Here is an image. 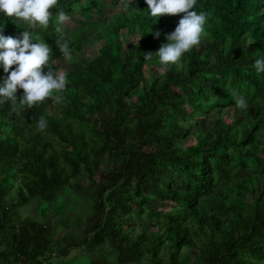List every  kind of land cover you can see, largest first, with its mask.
Instances as JSON below:
<instances>
[{
    "label": "trees",
    "instance_id": "trees-1",
    "mask_svg": "<svg viewBox=\"0 0 264 264\" xmlns=\"http://www.w3.org/2000/svg\"><path fill=\"white\" fill-rule=\"evenodd\" d=\"M115 2L58 0L35 30L0 13L4 36L32 31L67 79L58 101L0 105V264H264V72L252 66L264 59V0H197L205 35L168 71L144 54L184 14ZM60 11L70 61L56 45ZM7 75L0 65V86ZM60 194L75 197L83 222L63 245L66 232L48 222L49 210L64 216L51 207ZM28 203L31 219L20 212Z\"/></svg>",
    "mask_w": 264,
    "mask_h": 264
},
{
    "label": "clouds",
    "instance_id": "clouds-1",
    "mask_svg": "<svg viewBox=\"0 0 264 264\" xmlns=\"http://www.w3.org/2000/svg\"><path fill=\"white\" fill-rule=\"evenodd\" d=\"M196 2L197 0H145L151 17L174 16L180 13L184 15L179 19L174 31L164 34L166 43L161 44L155 53H145L144 60H151L155 54L164 71H168L170 66H175L178 70L185 67L180 63L182 55L199 45L202 36L205 35L206 13L198 14L193 10ZM57 3L58 0H0V13L27 22L31 30L38 26L48 28L50 18L53 16L49 9L55 8ZM121 5L122 11H128L131 2L121 0ZM54 15L55 31L61 36V39L56 40V45L65 61H70L69 43L67 40L61 42L65 22L69 17L63 11ZM3 30V27H0V65L8 75L0 86V105L11 102L13 105L19 103L31 107L49 97L60 100L61 97L59 95L53 97V93L65 90L66 73L64 71L57 73L52 67H48L50 47L45 42H36L32 31L24 30L19 37H6L2 34ZM148 32L156 39L161 36L159 30L152 32L149 29ZM250 44L252 42L247 43L246 47ZM13 65L16 67L9 72ZM252 66L257 73L264 72V59H255ZM18 88L23 90L19 97ZM232 96L237 109H248V101L243 95H238L233 90ZM47 127V120L41 116L36 123V130L44 132Z\"/></svg>",
    "mask_w": 264,
    "mask_h": 264
},
{
    "label": "rangeland",
    "instance_id": "rangeland-1",
    "mask_svg": "<svg viewBox=\"0 0 264 264\" xmlns=\"http://www.w3.org/2000/svg\"><path fill=\"white\" fill-rule=\"evenodd\" d=\"M117 1V0H116ZM106 7H108L107 9L111 8L112 10H117V8H115L117 6V2H115V0H105V4H104ZM114 12V11H113ZM90 48V47H89ZM88 54L90 53L89 51L87 52ZM75 193V192H74ZM86 193L87 192H79V193H75L78 195V197L76 198V201H78L79 203L81 202L80 198H84L86 196ZM75 197L72 195V196H69V200H73ZM66 198V196L64 195H58V197H56L55 199H53L52 203H51V207H53L54 209L57 208L56 210V213L57 212H60L63 213L64 211V216L62 215H56L54 216V213L52 210H49V214H48V222L51 223L50 225H55V230L57 233H62V232H66V235L64 237H62L60 240H59V243L61 245H63V241L62 240H69L70 239V236H72L73 238L77 235L75 233V230L76 228L80 227V225L83 224V222H80L78 221L79 219H82V214L78 213V210H77V206H78V209H79V203H77L76 205H72L70 203V201ZM48 201H43L38 207L40 209V211L42 210V208H47L49 206L48 205ZM68 202V203H67ZM67 204V206H66ZM37 207V208H38ZM32 208L34 209V203L33 204H27L26 206L22 207L20 212L22 213V215L27 218V219H30V217H28V213H33V210ZM51 209V208H50ZM34 214V213H33ZM64 217V218H63ZM67 219H70V225L68 224V220ZM66 225H68L71 229L69 231H71V234H69L65 228H66ZM75 230L73 231L72 229ZM78 233H80V231H78ZM80 260L78 259H75V261L71 262L69 260V258H64V257H56V258H53L52 262L54 263H63V264H78ZM81 262V261H80ZM81 264H84V261L81 262Z\"/></svg>",
    "mask_w": 264,
    "mask_h": 264
},
{
    "label": "built area",
    "instance_id": "built-area-1",
    "mask_svg": "<svg viewBox=\"0 0 264 264\" xmlns=\"http://www.w3.org/2000/svg\"><path fill=\"white\" fill-rule=\"evenodd\" d=\"M41 264H58V263H54V262H51V261H43Z\"/></svg>",
    "mask_w": 264,
    "mask_h": 264
},
{
    "label": "crops",
    "instance_id": "crops-1",
    "mask_svg": "<svg viewBox=\"0 0 264 264\" xmlns=\"http://www.w3.org/2000/svg\"><path fill=\"white\" fill-rule=\"evenodd\" d=\"M31 216H32V218L35 217V215H34L33 213H31V214L28 213V217H30V219H31ZM52 260H53V259H51L50 261L52 262ZM59 264H60V263H59Z\"/></svg>",
    "mask_w": 264,
    "mask_h": 264
}]
</instances>
